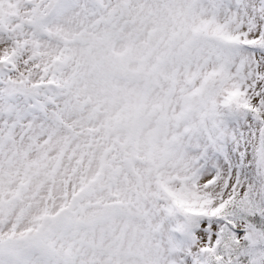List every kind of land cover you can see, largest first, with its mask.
Returning <instances> with one entry per match:
<instances>
[{"label": "snow or ice", "instance_id": "1", "mask_svg": "<svg viewBox=\"0 0 264 264\" xmlns=\"http://www.w3.org/2000/svg\"><path fill=\"white\" fill-rule=\"evenodd\" d=\"M0 264H264V0H0Z\"/></svg>", "mask_w": 264, "mask_h": 264}]
</instances>
